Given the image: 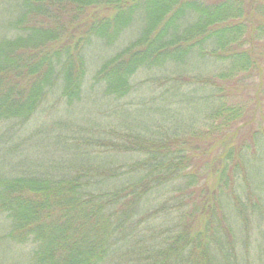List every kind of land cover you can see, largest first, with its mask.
Here are the masks:
<instances>
[{"label":"trees","instance_id":"trees-1","mask_svg":"<svg viewBox=\"0 0 264 264\" xmlns=\"http://www.w3.org/2000/svg\"><path fill=\"white\" fill-rule=\"evenodd\" d=\"M3 15L0 127L38 121L50 100L60 112L101 101L158 126L94 125L55 169L0 173V245L26 250L28 264H258L264 103L228 85L262 79L264 0H0ZM191 62L203 75L151 96L154 77ZM122 100L138 104L110 106Z\"/></svg>","mask_w":264,"mask_h":264},{"label":"rangeland","instance_id":"rangeland-1","mask_svg":"<svg viewBox=\"0 0 264 264\" xmlns=\"http://www.w3.org/2000/svg\"><path fill=\"white\" fill-rule=\"evenodd\" d=\"M6 17L7 16L5 15L0 16V24ZM125 34V36H128L126 38H132L130 31ZM124 38L125 37H123L120 42H117L116 46H122V42L125 41ZM259 49L264 52V45L261 44ZM89 53L92 60H94V64L100 61L101 57L105 54L102 46L98 43L94 44L90 48ZM187 65H189L187 68L177 69L180 70V74H170L167 76V78L172 80H165V82H161V80H155L158 75L154 77V80H152L150 85L153 90V94L151 96L155 97V88L163 91L170 89L171 84H176L174 85V88H180L179 86H181L183 91L185 89V83L182 82L180 78H177L181 75L187 78L193 77L198 72H201L200 75H203V69L199 68L198 65H195L194 62L188 63ZM158 78H161V75L158 76ZM148 80L149 77H146V75H137L132 82L137 85L142 82L149 83ZM253 80L254 83H249L243 86L229 84L228 89L230 93L236 96L237 101L239 102H242V100L251 101L254 99V96L257 95L258 98H263L264 103V73L262 74V79L259 77L257 79L256 77ZM150 92L151 90L149 89V95ZM50 101L42 107L38 121H30L24 126H16V129L14 128V130L7 125L0 127V173L4 170L13 172H18V170L28 171L33 167L34 169L36 168L39 169L38 171H41L42 166H50L49 168L53 170L55 167L50 165L51 162L54 161L56 164L61 163V161L66 162L68 158L67 155H73L74 150L76 151V148H78L77 144L82 143L85 140H89L90 136L94 133L92 132V129H94L95 126L100 128L98 130L100 131L106 126L108 127V124L109 126L116 127V124L119 123L130 127L131 125L127 124L128 122L133 121L140 123L146 121L150 123L149 120L153 121L151 124L152 127L158 126L155 125L158 123V119L154 116V114H146L144 116L137 115L135 113L120 114V112L113 114L110 113V109L104 107V103H99L101 101L94 102L91 100L86 102L84 106H80L78 108L75 106L67 109L64 106L61 107V111L64 110L62 112L52 110L57 105L55 103H51ZM136 103L138 104V101L122 100L110 106L112 108L118 106L119 108L126 107L128 109V107L134 108L133 106H135ZM242 118L246 119V115H243ZM91 119H93L92 125L86 122ZM159 127H162V125ZM242 135H244V129L238 131L235 139H242V137H244ZM91 150L97 154L106 153L105 148H91ZM19 162L26 163L27 167L19 166ZM259 165V163L255 164L256 167H259ZM261 194L264 196V189ZM251 227V232H254L256 224L251 225ZM250 242V257L258 264H264V254L260 255L257 247L258 243L262 244L263 242L262 236L255 231L253 239ZM258 255H260L261 258H258ZM0 260L3 264H28L27 251L24 249L13 248L8 244H1Z\"/></svg>","mask_w":264,"mask_h":264}]
</instances>
